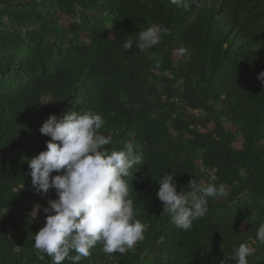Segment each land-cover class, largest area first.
<instances>
[{"label": "trees", "instance_id": "trees-1", "mask_svg": "<svg viewBox=\"0 0 264 264\" xmlns=\"http://www.w3.org/2000/svg\"><path fill=\"white\" fill-rule=\"evenodd\" d=\"M149 27L160 42L141 50ZM262 70L264 0H192L188 9L170 0H0V264H50L34 235L57 193H36L26 158L46 148L39 128L48 116L69 110L101 114L109 149L132 142L144 161L126 178L144 239L125 254L98 244L79 264H237L241 243L253 249L248 264H264L255 240L264 222ZM166 173L177 191L194 178L226 195L179 229L156 195ZM36 205L41 218L32 219Z\"/></svg>", "mask_w": 264, "mask_h": 264}, {"label": "clouds", "instance_id": "clouds-1", "mask_svg": "<svg viewBox=\"0 0 264 264\" xmlns=\"http://www.w3.org/2000/svg\"><path fill=\"white\" fill-rule=\"evenodd\" d=\"M170 2L188 9L192 0ZM160 38L161 31L149 27L140 32L137 44L143 50L158 44ZM132 45L128 40L124 48L132 49ZM258 79L264 84V70ZM104 125L102 115L91 111L50 114L39 128L42 135L50 137L46 148L26 158L36 193L46 194L50 189L57 193L43 208L45 223L34 235V248L46 254L50 264H62L66 259L79 264L98 244L105 254H125L144 239L147 225L135 216L126 179L131 169L144 163L143 158L132 142L110 150L113 138L101 132ZM174 177V173L163 175L157 181L156 195L162 213L169 214L177 228L188 231L194 221L206 215L208 199L226 195L225 188L193 178L188 182L189 191H177ZM39 209L40 205L32 209V219ZM255 240L264 244V222L257 228ZM233 251L237 264H248L253 255L245 243Z\"/></svg>", "mask_w": 264, "mask_h": 264}, {"label": "rangeland", "instance_id": "rangeland-1", "mask_svg": "<svg viewBox=\"0 0 264 264\" xmlns=\"http://www.w3.org/2000/svg\"><path fill=\"white\" fill-rule=\"evenodd\" d=\"M89 42V41H88ZM46 101L48 102V103H50V100L49 99H46ZM196 113L197 114H199L200 116H204V112L203 111H196ZM236 132V131H235ZM238 143H237V146L238 147H241L242 146V142H243V140L241 139V138H238V141H237ZM37 218L39 219V217H40V215L37 213ZM41 218V217H40Z\"/></svg>", "mask_w": 264, "mask_h": 264}]
</instances>
